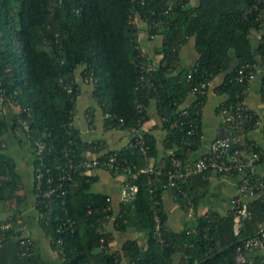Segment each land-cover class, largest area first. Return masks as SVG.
Wrapping results in <instances>:
<instances>
[{
	"label": "trees",
	"instance_id": "obj_1",
	"mask_svg": "<svg viewBox=\"0 0 264 264\" xmlns=\"http://www.w3.org/2000/svg\"><path fill=\"white\" fill-rule=\"evenodd\" d=\"M253 30L261 31L257 46ZM191 38L198 56L192 64L180 66V49ZM258 56L264 61V0H0V97H5L0 104V226L10 223L0 227V264H51L38 245L21 242L22 237L33 238L21 228L27 224L20 209L31 197L9 150L10 135L18 143H29L33 201L37 211L44 212L36 218L59 254L58 264H119L123 256L127 264H173L177 252L182 254L180 264H236L243 239L264 227V198L254 195L247 200L251 214L241 218L239 233L232 209L224 215H198L192 226L171 229L165 224L161 198L165 188L179 190L164 187L162 172L172 168L173 156L190 165L198 158L200 120L192 133L178 121L194 85L206 82L209 88L223 73L217 89L226 95L220 107L228 105L244 87L237 79L240 67L258 63ZM142 60L155 62L147 76L152 84L143 78ZM79 80L91 84L103 115L114 116L105 118L107 126L123 130L142 126L155 99L167 130L164 144L172 151L161 155L158 139L146 130L147 154L135 144V137L134 143L109 150L117 152L120 162L113 172L124 173L121 164L127 160L131 173H137L135 177L127 173L124 181L138 190L121 202L117 212L110 195L93 188L97 175L84 170L73 172L44 201H36L39 166L43 185L49 177L56 184L71 156L79 161L87 150L105 149L99 146L101 140L86 141L70 125L78 107ZM207 94L200 95L203 101ZM261 95L264 100V77ZM192 106L189 110H194ZM24 121L29 130L16 133ZM41 141L45 149L38 152L36 143ZM242 148L247 154L258 151V161L264 158V150L252 140L234 141V150ZM208 172L190 174L184 181L187 194L180 193L179 198L196 206ZM193 179L200 185L191 186ZM155 212L162 216L160 230ZM113 229L142 235L127 238L121 251L112 250Z\"/></svg>",
	"mask_w": 264,
	"mask_h": 264
},
{
	"label": "crops",
	"instance_id": "obj_2",
	"mask_svg": "<svg viewBox=\"0 0 264 264\" xmlns=\"http://www.w3.org/2000/svg\"><path fill=\"white\" fill-rule=\"evenodd\" d=\"M261 31L253 30V38L255 45L259 43ZM198 56L195 48V40L191 38L186 44L182 45L180 49V66H188L192 64ZM258 65L259 72L253 79L248 90L247 101L250 106L256 112L259 123L250 126V129L243 134H235L228 131L224 126V117L220 105L224 102L226 95L217 89V86L221 84L224 74L217 75L211 82L207 91V98L203 103V108L200 113V125L202 130L201 145L196 151V155L202 156L207 153L212 140L218 136L226 135L228 132L234 136L235 141L245 142L247 139L257 143L264 150V100L261 95V89L263 85L264 77V61L260 56ZM81 84V92L78 97V107L73 120V124L80 131L81 136L86 141L101 140L105 142V151L121 148L131 143L134 130H123L116 127H109L106 125L105 116L102 113L100 106L94 101L92 96L91 84L83 80H79ZM149 117L143 123L142 126L137 127V130L141 132L150 131L155 134L158 139L159 154L166 151H172V149H166L164 144L165 134L167 130L163 128V120L158 114V109L155 99H152L151 104L148 107ZM9 150L12 154L20 158V166L28 169L32 172L31 155H29V143H18L15 137L9 136L8 141ZM245 148L239 151L241 152ZM16 151V152H15ZM86 154L94 156V151L87 150ZM154 158L150 160V166L153 165ZM188 174L181 180L182 192L174 193L170 188H165L162 195V207L166 214L165 224L171 229H182L187 226H192L198 215H207L211 212L224 215L228 214L232 207V198L238 194L239 183L246 173H254L258 176L264 177V158L253 164H247L243 171L233 175H224L215 170L209 171L204 175V179L207 181L204 194L199 198L198 204L195 206L193 202L183 201L179 198L178 194L186 195L187 191L184 188V181L192 173H198L192 169L193 165L187 164ZM18 167V168H19ZM21 170V171H22ZM91 174L97 175V179L93 183L95 190H102L110 195L112 206L117 212L120 209L122 200L121 187L124 180L127 177V173H115L113 170L105 168H95L91 171ZM30 179L27 181L26 192L31 198L28 202L24 203L20 209L22 215L27 224V232L36 239L39 250L42 252L43 257L51 264H58L60 257L57 251H55L44 229L39 226L37 221V209L33 201V179L30 174ZM199 180L193 179L191 186L200 185ZM165 187V186H164ZM172 187V186H166ZM196 192H200L201 189L194 187ZM252 196H246V200L252 199ZM32 205L33 213L31 214L30 208ZM113 228V225L112 227ZM235 230V228H234ZM236 233V231H235ZM142 233L135 230L119 231L113 229V239L111 241L112 250H122L123 242L127 238H135L141 236ZM248 255L253 259L264 258V247L254 248L248 251ZM182 254L177 252L173 255V264H180ZM119 264H127V259L123 256Z\"/></svg>",
	"mask_w": 264,
	"mask_h": 264
},
{
	"label": "built area",
	"instance_id": "obj_3",
	"mask_svg": "<svg viewBox=\"0 0 264 264\" xmlns=\"http://www.w3.org/2000/svg\"><path fill=\"white\" fill-rule=\"evenodd\" d=\"M140 3H144L145 0H137ZM152 37H156V34H151ZM144 54V53H143ZM155 62L149 60L148 62L141 61V69L143 73V78L146 80V83L152 84L148 74H151L154 70ZM260 68L256 62H247L243 64L237 75V79L244 85L241 91H238L235 95V98L230 104L224 105L222 107V114L224 117V126L228 131L234 132L235 134H243L246 131L248 124L253 122V125L259 123V118L256 116V112L250 108L247 97L248 90L251 82L257 76ZM208 86L206 82H199L194 85L192 88L189 98L190 100L186 105H184L179 112L178 121L186 129L187 132L192 133L198 127V121L200 120V113L203 108V99L200 95L207 93ZM5 97H0V104L4 103ZM12 107H15L12 100L9 101ZM193 105L194 108L189 110V107ZM111 117L109 112H106L105 118ZM112 117H114L112 115ZM111 117V118H112ZM255 117V118H254ZM73 124V121L70 122V125ZM29 123L27 121L23 122V127H17L16 133L21 131L29 130ZM23 129V130H22ZM132 130L135 131V144L140 147L144 154H147L149 151V145L145 138L144 132L137 130V127H134ZM27 133V132H26ZM235 139L231 133L226 135L218 136L214 138L210 144L209 150L207 153L199 156L194 162L192 169L196 172H207L215 170L224 175H233L244 170L247 164L256 163L260 159V153L258 151H253L250 154L246 153L244 149L241 154L239 151L233 149V143ZM134 143V141H132ZM255 143V142H254ZM38 152H43L45 149L44 142H37ZM99 146L105 147V142L101 141ZM97 147V146H96ZM95 147V148H96ZM102 149V150H101ZM96 151V150H95ZM94 151V152H95ZM99 151H102L101 153ZM99 151H96L97 154L94 156L86 155L83 160L75 161L73 156L70 157L69 161L65 166L62 167V170L65 172L57 180L56 184H52L50 177L47 180V185H43V175L44 171L39 166L36 169V188L38 189L36 201L41 202L52 193L59 191L62 186H64V179L71 178L72 173L84 170L86 173H91L95 168H105L108 170H113L117 167L120 162H118L117 152L105 151V149L100 148ZM124 172L129 173L130 177L137 176V173H131L130 164L125 160V163L121 164ZM151 169V166H149ZM161 173V171H158ZM165 176V182L163 185L172 186L182 192L181 180H183L188 172V166L183 162L182 159L173 156L172 157V168L162 172ZM138 190L136 184H132L129 181H124L121 187V197L122 200H128L135 196ZM238 194L232 198V211H234L235 219V231L239 233L241 226V218L251 214V211L248 209L246 196H261L264 198V177L258 176L254 173H246L242 177ZM110 199V197H108ZM111 200V199H110ZM44 212L37 211L38 217L42 216ZM155 220L157 222V229L160 230L162 223V216L158 212H155ZM10 223L0 226L2 229L8 227ZM21 228L27 229V225H22ZM163 240V239H162ZM61 241V239H59ZM21 242L28 244V246H37V242L34 238L22 237ZM101 246H105V238H101ZM30 244V245H29ZM264 247V227L260 228L253 235L243 239L242 243L237 248L236 264H264V258L262 259H253L248 255V251L254 248Z\"/></svg>",
	"mask_w": 264,
	"mask_h": 264
},
{
	"label": "rangeland",
	"instance_id": "obj_4",
	"mask_svg": "<svg viewBox=\"0 0 264 264\" xmlns=\"http://www.w3.org/2000/svg\"><path fill=\"white\" fill-rule=\"evenodd\" d=\"M16 152V151H15ZM17 164H18V167L20 166V158L17 156ZM20 160V161H19ZM27 168V166L25 167V168H23V170H22V167H19V171H21L23 174H24V176H25V178H26V180L28 181V179H29V176H30V174H31V172L28 170V169H26ZM26 205H28V203L26 204ZM28 207H29V205H28ZM30 209V212H31V214L34 212L33 211V209H31L32 208V205L29 207Z\"/></svg>",
	"mask_w": 264,
	"mask_h": 264
},
{
	"label": "water",
	"instance_id": "obj_5",
	"mask_svg": "<svg viewBox=\"0 0 264 264\" xmlns=\"http://www.w3.org/2000/svg\"><path fill=\"white\" fill-rule=\"evenodd\" d=\"M242 228V226H240V229Z\"/></svg>",
	"mask_w": 264,
	"mask_h": 264
}]
</instances>
